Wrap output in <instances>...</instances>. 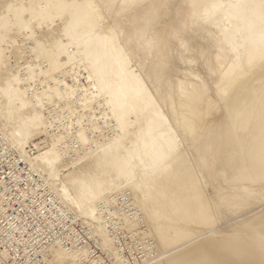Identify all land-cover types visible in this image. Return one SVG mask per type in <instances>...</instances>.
<instances>
[{
  "label": "bare ground",
  "instance_id": "bare-ground-1",
  "mask_svg": "<svg viewBox=\"0 0 264 264\" xmlns=\"http://www.w3.org/2000/svg\"><path fill=\"white\" fill-rule=\"evenodd\" d=\"M45 102L113 133L65 165ZM0 134L100 233L130 191L148 264H264V0H0Z\"/></svg>",
  "mask_w": 264,
  "mask_h": 264
},
{
  "label": "built area",
  "instance_id": "built-area-1",
  "mask_svg": "<svg viewBox=\"0 0 264 264\" xmlns=\"http://www.w3.org/2000/svg\"><path fill=\"white\" fill-rule=\"evenodd\" d=\"M71 84V83H70ZM44 112L50 120L48 135L64 150L65 165L80 164L86 153L97 149L79 143L78 133L98 144L111 136L114 123L106 122L101 110L97 119L47 105ZM56 110V111H55ZM77 110V109H76ZM84 114V115H82ZM94 118V117H93ZM92 123L101 127L102 135L93 134ZM111 123V124H108ZM40 144L21 154L0 134V264H54L52 247L75 259L74 264H148L157 256L151 237H144L147 226L130 191L124 190L97 205L100 230L82 221L52 190L43 175L36 172L32 157ZM132 220H138L136 227ZM105 239L111 247L105 246Z\"/></svg>",
  "mask_w": 264,
  "mask_h": 264
},
{
  "label": "rangeland",
  "instance_id": "rangeland-1",
  "mask_svg": "<svg viewBox=\"0 0 264 264\" xmlns=\"http://www.w3.org/2000/svg\"><path fill=\"white\" fill-rule=\"evenodd\" d=\"M181 18H182L181 21H182V22H185V18H184L183 16H182ZM141 23H142L141 20H137V24H138V25H141ZM191 42L193 43V45L195 44L196 47H205L204 44L200 43V41H198L197 39H192ZM15 52H16V51L13 52V53L15 54V55L13 54V56H14V57H17V55H16ZM27 60H28V59H26V61H27ZM20 62H21L20 65H23V64H22L23 62H22V61H20ZM176 66H178L181 70L184 69V68H183V65H181L180 63H177ZM21 67H22V66H21ZM175 75H177V74H175ZM175 77H176V76H175ZM178 77H180V75H179ZM43 139H44V137H40L39 139H36L33 143L36 144V145H37V144H41V143L43 142V141H42ZM34 144H33V145H34ZM33 145H31V147H33ZM41 146H42V145H41Z\"/></svg>",
  "mask_w": 264,
  "mask_h": 264
}]
</instances>
